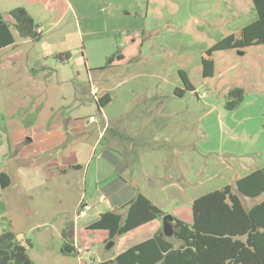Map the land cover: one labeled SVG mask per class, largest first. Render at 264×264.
<instances>
[{"label": "crops", "instance_id": "obj_1", "mask_svg": "<svg viewBox=\"0 0 264 264\" xmlns=\"http://www.w3.org/2000/svg\"><path fill=\"white\" fill-rule=\"evenodd\" d=\"M4 2H13L12 5H8L6 11L18 6L25 7L40 25L42 38L39 41L42 40L46 47L41 58L42 68H53L51 70L57 73L54 61L60 65L65 64L72 54L81 53L82 63L88 69L89 53L80 44L88 35L91 39H96L100 33L101 38L111 42L109 44L114 41L115 49H121L123 55L121 59H116L107 66L115 73L114 78L119 76L120 82L127 84L131 78L150 77L147 81L142 80L130 86L123 95L112 93L116 85L109 79H104V83L98 86L89 78V84L83 88L79 87L75 77L54 81L53 86L60 90L63 100L74 98L82 103L81 97L85 98L89 93L94 100L107 95L110 101L104 107H98L101 111L99 119L95 117L91 121L88 117L84 122L72 115L73 107L62 106L58 112L61 121L53 128L47 124L41 127V131L31 133V137H27V142L32 147H23L17 151V160L25 164V171L36 173L39 168H43L47 190L50 189L48 186L50 182L59 185L62 192L70 184H83V191L79 194L74 208L75 221L72 222V238L70 237L77 253L79 245L75 238H79V233L83 229L101 231L104 243L110 241L108 229H91L89 225L108 211L121 214L125 218L129 203L139 194L161 208L164 214H172L174 218L192 222V202L205 194L194 196L191 193L188 196V192H193L192 185L196 178L203 172L208 174L209 165L212 170L226 168L223 162L225 159L222 158L219 163L221 165L215 162L204 165L201 163L194 169L189 157L194 146L193 109L205 105L204 98L214 94L224 104L225 95L232 87H243L245 90L249 85L263 87L264 44L246 47L242 49L243 54L239 52L240 49L218 51L213 56L214 75L204 78L200 61L191 69L175 65L168 69V62L164 56L174 54V44L169 43L166 36H162L159 32L160 26L147 25L146 15L136 16L135 19H139L140 22L135 21L128 9L117 4V1L4 0ZM71 19L75 21V36L70 35L69 39L73 37L77 40L74 48L64 46L62 41L67 39L63 40L60 37L62 24ZM256 19L250 18L244 25H236L230 32L233 33ZM5 20L11 24L13 22L12 19ZM13 35L16 40L14 32ZM49 39L54 41L50 43ZM15 43L16 41L0 52L9 49ZM150 49H154L153 52L149 53ZM67 52L70 53L68 58ZM114 52L116 50L112 54ZM193 68L198 69L203 77L202 84L206 85L211 96H208L207 91L200 93L199 87L191 80L190 70ZM180 70L186 73L194 90L185 89ZM49 85L48 81L40 82L41 89H38L37 93L43 95L50 92ZM116 101L119 103L118 106L109 109ZM211 109L213 107L205 113ZM38 133L41 134L39 140ZM234 134L233 131L232 135ZM68 137H71V142ZM17 140L14 142L15 147L21 143V139ZM63 145L64 148L60 149ZM55 150L56 154L52 155L51 152ZM239 155L237 153V157ZM39 156L42 158L34 161L35 157ZM202 168H205V171ZM227 168L231 174L229 182L223 187L233 185L238 178L257 169L245 166L243 160L237 166L228 165ZM21 173L22 171L19 172ZM74 173L82 175V178L77 181L69 178L62 180V176ZM88 174L93 183L91 186L94 187L90 190L86 186ZM225 180H228V176ZM12 183L13 180L9 177V186ZM213 190L215 189H210L206 193ZM62 192L58 194L59 197H62ZM85 204L91 206L90 210L76 218L79 209ZM163 216L146 221L116 236L112 245L117 246L116 251L109 258L101 257L100 262L112 261L117 254L152 237L162 229ZM87 251L90 253L89 249Z\"/></svg>", "mask_w": 264, "mask_h": 264}, {"label": "rangeland", "instance_id": "obj_2", "mask_svg": "<svg viewBox=\"0 0 264 264\" xmlns=\"http://www.w3.org/2000/svg\"><path fill=\"white\" fill-rule=\"evenodd\" d=\"M113 1L128 9L134 17L133 20L140 22L135 17L146 15L148 26L161 27L159 32L162 36H166L169 43L174 44V54L164 56L168 62V69L174 65L191 69L196 62L201 63L204 50L232 33L230 31L234 26L244 25L250 18H257L252 0ZM12 3L0 0L3 11L1 13L5 19H12L9 11H6L8 5ZM12 31L16 35V43L0 52V173H6L13 180L7 187H3L0 180V233L15 232L27 246L28 255L35 264H101L100 258H109L117 246H112L115 243L113 239L104 243L101 239L102 232L98 230L80 231L79 238H75L79 245L78 253L61 252L62 246L69 238L68 235H71L72 222L75 221L74 208L79 194L83 191V184H70L62 192L59 185L50 182L48 184L50 189L47 190L43 168H39L36 173L25 171V164L17 160L16 154L23 147H32L27 142V137H31V133L41 131V127L47 124L53 128L61 121L58 112L62 106L73 107L72 115L79 121L84 122L89 115L100 118L101 111L93 96L87 93L85 98L81 97L82 103L74 98L63 100L60 90L53 86L54 81L75 77L79 87L83 88L89 84V78L98 86L104 83V79H109L116 85L112 93L123 95L130 86L142 80L147 81L150 77L131 78L127 84L120 82L119 76L114 78L115 73L107 67V57L113 51H117V48L114 47V41L109 44L111 42L101 38L100 33L96 39H91L88 35L80 44L89 53L88 69L82 63L81 53L70 56L67 52L70 58L65 64L60 65L54 61L56 64L54 67L58 69L56 73L51 70L53 68L41 67V58L46 50L42 40L23 38L13 27ZM74 31L73 19L62 24L60 37L63 40L67 39L62 41L64 46L76 47L77 40L73 37L69 39L70 35L75 36ZM53 41L49 39L50 43ZM153 50L150 49L148 52ZM190 72L191 80L199 87L200 93L207 91L208 96H211L206 85L202 84L203 77L198 69L193 68ZM42 81L50 83V92L40 95L37 91L41 89L39 87ZM204 101L205 105L193 109L194 146L189 157L194 169L201 163L219 164L224 158L226 174L224 170H212L209 165L208 174L203 172L198 175L192 185L193 192H188V196L191 193L194 196L201 195L210 189L223 187L229 182L231 174L228 165L237 166L243 160L245 166L251 168L264 166V86L249 85L246 88L245 101L234 110L225 109L215 94L204 98ZM118 104L116 101L109 109H115ZM211 107L213 109L205 113ZM87 134L89 135L88 132ZM40 136L41 134L37 140ZM68 138L71 142V137ZM17 139H21V143L15 147ZM93 140L94 138L91 141ZM206 150L210 152L207 153ZM237 153L240 154L238 157ZM51 154L55 155L56 150ZM40 158L42 156L35 157L34 161ZM202 170L205 171V168ZM227 176L228 180H225ZM80 177L82 178V175L74 173L62 176V180L69 178L77 181ZM91 185L93 186V183L88 174L86 183L88 190L94 188ZM61 192L62 197H59L58 194ZM242 199L245 200L246 206H250L255 201L263 199V196L255 199L242 196ZM89 241L92 243L88 244Z\"/></svg>", "mask_w": 264, "mask_h": 264}, {"label": "trees", "instance_id": "obj_3", "mask_svg": "<svg viewBox=\"0 0 264 264\" xmlns=\"http://www.w3.org/2000/svg\"><path fill=\"white\" fill-rule=\"evenodd\" d=\"M252 3L257 19L205 50L201 58L204 78L214 75L213 56L216 52L264 44V0H252ZM9 15L12 24L4 19L0 10V50L14 43L12 27L23 38L33 41L42 38V32L38 31L40 25L25 7H14ZM83 56L86 59L84 53ZM122 57L121 49H118L107 57V66ZM180 75L185 89L194 90L186 73L180 70ZM245 95L243 87L230 88L225 95V109H236L244 101ZM96 101L98 107L102 108L110 99L103 95ZM0 180L3 187L9 185L6 173H0ZM242 196L252 199L263 196V199L246 206ZM163 215L161 208L139 194L129 203L125 218L108 211L93 221L89 228L108 229L112 240ZM192 215L190 223L174 218L173 236H166L160 229L152 237L117 254L112 261L101 264H264V167L238 178L233 185H225L195 198ZM71 240L68 238L61 252H77ZM0 264H35L28 255L27 246L13 231L0 233Z\"/></svg>", "mask_w": 264, "mask_h": 264}, {"label": "water", "instance_id": "obj_4", "mask_svg": "<svg viewBox=\"0 0 264 264\" xmlns=\"http://www.w3.org/2000/svg\"><path fill=\"white\" fill-rule=\"evenodd\" d=\"M241 54H243L244 53V51L243 50H241V51H239ZM69 57V55L68 54H66V58H68ZM173 221H174V217H173V215L172 214H165L164 216H163V227H162V230H163V233L166 235V236H168V237H170V236H173V234H174V226H173ZM69 236V238L72 236V234L70 235H68ZM110 247V246H109Z\"/></svg>", "mask_w": 264, "mask_h": 264}, {"label": "built area", "instance_id": "obj_5", "mask_svg": "<svg viewBox=\"0 0 264 264\" xmlns=\"http://www.w3.org/2000/svg\"><path fill=\"white\" fill-rule=\"evenodd\" d=\"M38 31L41 32V29L38 28ZM95 119V116L94 115H91L89 116V120H94ZM91 206L88 205V204H85V205H82L81 208L79 209V212L77 213L76 215V218H79L80 216H83L85 215V213L90 210Z\"/></svg>", "mask_w": 264, "mask_h": 264}]
</instances>
